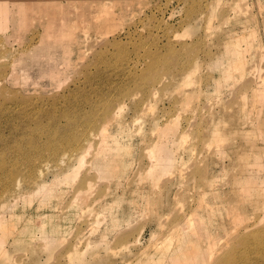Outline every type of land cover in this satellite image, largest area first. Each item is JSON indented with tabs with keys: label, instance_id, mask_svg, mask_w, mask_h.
I'll return each mask as SVG.
<instances>
[{
	"label": "rangeland",
	"instance_id": "1",
	"mask_svg": "<svg viewBox=\"0 0 264 264\" xmlns=\"http://www.w3.org/2000/svg\"><path fill=\"white\" fill-rule=\"evenodd\" d=\"M0 5V264H264V0Z\"/></svg>",
	"mask_w": 264,
	"mask_h": 264
},
{
	"label": "bare ground",
	"instance_id": "2",
	"mask_svg": "<svg viewBox=\"0 0 264 264\" xmlns=\"http://www.w3.org/2000/svg\"><path fill=\"white\" fill-rule=\"evenodd\" d=\"M1 7H2V6L0 5V9H1ZM6 13H7V12H6ZM6 13H5V14H6ZM6 15H7V14H6ZM6 15H5V16H6ZM120 106H121V105H119V107L116 109V111H115V110H112V111L108 110V111H106V114L104 115V116H105V119H106V120L104 119V121H105L104 123H105V124H102L103 126H101V128L99 127L100 129L97 128L98 126H96V128L99 129V132H100V130H103L104 127H106L107 124H110L112 121H114V120L116 119V118H115L116 116H119V115H117V112H119L118 110L121 109ZM102 128H103V129H102ZM165 130H166V128H165ZM167 130H168V129H167ZM169 131H170V129H169ZM104 132L106 133L105 130H104ZM101 133H103V131H102ZM166 133H167V132H166ZM168 133H169V132H168ZM103 137H106V136L104 135ZM158 141H159V140H158ZM158 141H156V142H158ZM160 141L162 142V140H160ZM133 142H134V141H133ZM159 143H160V142H159ZM86 144H87V143H86ZM162 144H163V143H162ZM162 144H161V145H162ZM87 145H88V146H85V145H84V147H80V146H79V147H80V148H79V149H80V152H82L83 150H85L84 148L88 149V147H90V146H89L90 143H88ZM155 145H157V144H155ZM158 145H159V144H158ZM158 145H157V146H158ZM82 146H83V145H82ZM81 148H82V149H81ZM159 148H160V147H159ZM160 149H161V148H160ZM85 151H86V150H85ZM149 151H150V150H149ZM83 152H84V151H83ZM104 152H105V151H104ZM99 153H101V151H99ZM145 153H146V152H145ZM147 153H148V151H147ZM149 153H150V152H149ZM165 154H166V153H165ZM161 155H163V154H161ZM167 156H168V155H167ZM156 158H158V157H156ZM166 158H167V157H165V160H166ZM83 159H84L83 156H80V157H79V162H81ZM94 159H95V158H94ZM148 159H149V158H148ZM158 159H159V158H158ZM168 159H170V157H169ZM159 160H160V162L162 161L161 159H159ZM159 160H158V161H159ZM174 160H175V159H174ZM154 161H156V159H155ZM158 161H157V162H158ZM83 162H84V160H83ZM167 162H168V161H167ZM169 162H170L171 164L174 162V161H173V156H172L171 161H169ZM94 163H96V162L94 161ZM97 163H100V162H97ZM106 163H107V162H106ZM153 163H155V162H153ZM162 163H163V161H162ZM170 163H169V164H170ZM150 164H152V163H150ZM155 164H156V163H155ZM155 164H154V165H155ZM160 164H161V163H160ZM165 164H166V163H164L163 165H165ZM169 164H166V165L170 166ZM97 165H98V164H97ZM99 165H100V164H99ZM101 165H103V164L101 163ZM101 165H100V167H101ZM103 166H104V165H103ZM107 166L110 167L109 165H107ZM151 166L154 168L153 165H151ZM168 166H167V167H168ZM155 167H156V166H155ZM167 167H166V168H167ZM103 168L105 169V167H103ZM106 168H107V167H106ZM163 168H164V167H163ZM76 169H77V168H76ZM76 169H74V168L72 169L73 177H74L75 174H76ZM104 169H103V170H104ZM111 169H112V167H111ZM106 170H107V169H106ZM140 170H142V169H140ZM154 170H155V169H153V171H154ZM104 171H105V170H104ZM104 171H103V173H104ZM105 172H106V171H105ZM111 172H112V171H111ZM172 173H173V172H172ZM100 174H101V173H100ZM173 174H174V173H173ZM68 175H69V174H68ZM166 175H167V174H166ZM170 175H171V174H170ZM170 175H169L168 177H170ZM152 176H153V173H152ZM171 176H172V175H171ZM170 178H171V177H170ZM150 179H151V178H150ZM89 184H90V183H89ZM187 218H188V217H187ZM189 219H190V218H188V220H189ZM232 235H233V234H232ZM240 235H241V234H240ZM233 236H234V235H233ZM233 238H234V237H233ZM136 239H137V238H136ZM136 241H137V240H136ZM136 241H135V242H136ZM214 242H215V241H214ZM215 244H216V243H215ZM163 245H164V244H163ZM208 245H209V247H210V244H208ZM213 245H214V244L212 243V244H211V247H212ZM218 246H219V245H218ZM221 246H222V245H221ZM223 246H224V245H223ZM223 246H222V247H223ZM214 247H216V246H214ZM211 249H212V253H214L215 251L213 252V247L210 248V250H211ZM217 249H218V248H217ZM219 249H220V248H219ZM221 249H222V248H221ZM207 250H208V249H207ZM203 251H204V250H203ZM178 252H180V251H178ZM178 252L176 251L175 253L178 254ZM185 252H186V251H185ZM187 252H188V251H187ZM210 252H211V251H208V253H210ZM212 253H210V254L212 255ZM215 253H217V252H215ZM210 254H209V255H210ZM211 255H210V257H211ZM213 255H214V254H213ZM213 257H214V256H213ZM208 258H209V257H208ZM161 260H162V258H161ZM175 261H176V260H175ZM192 264H193V263H192Z\"/></svg>",
	"mask_w": 264,
	"mask_h": 264
}]
</instances>
